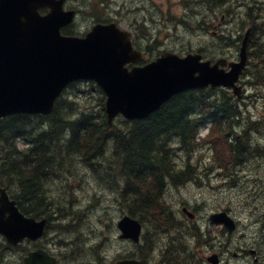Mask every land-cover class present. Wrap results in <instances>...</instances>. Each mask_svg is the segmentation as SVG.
Here are the masks:
<instances>
[{
	"label": "trees",
	"instance_id": "1",
	"mask_svg": "<svg viewBox=\"0 0 264 264\" xmlns=\"http://www.w3.org/2000/svg\"><path fill=\"white\" fill-rule=\"evenodd\" d=\"M193 1L196 7L200 6L202 9L192 15L187 14L191 20L187 16L180 20L189 27H196L217 37L219 27L215 24L216 20H207L202 10L218 9L220 12L224 11L226 16L237 18L233 10L241 0ZM251 2L254 4L242 2L248 10L247 17L241 16V29L246 27L245 21L249 19L250 46L259 47V51L255 52L258 55L257 62H249L257 72L255 85L264 82V16L261 12L264 0ZM101 3L105 4V1ZM187 6L192 8L190 4ZM103 7L105 11L109 8ZM94 17L98 18L96 22L112 19V16ZM241 29L233 36L230 32L222 33L218 35L219 40L224 43L230 41L232 46L240 47L244 36H238ZM135 41L137 47L141 48L136 38ZM156 46L157 42L154 44ZM144 49L151 56L152 50L149 47ZM198 50L202 52L201 49ZM159 55L160 53L157 54ZM151 57L154 58L155 55ZM259 66L263 68L261 72ZM248 69L246 68L244 75L248 73ZM94 87L99 91L98 104L88 108L79 100L84 99V94L91 96ZM70 88L73 93L67 91L69 98L64 95L60 97L54 111L48 115L17 113L0 119V185L8 190L11 198L16 200L20 210L26 215L48 219L45 236L38 242L13 246L0 238V246L3 244L4 250L9 249V253H12L4 261L14 259L13 254L17 249H20L22 256L21 264H24L23 257L33 248L44 247L55 254L46 244L50 241L54 243L58 237L49 234L55 228L56 218L59 220V230L64 229L61 231L70 236L69 240L54 244L63 248V252L68 251V256L75 264H102L101 259L107 258L106 254L105 257H95L97 249L104 246V241H98L97 236L93 240L94 232L90 230L91 227H79L81 210L57 204L55 206V191H52L51 185L55 182V176H58L57 168L66 161L68 164L80 162L99 171L105 168L106 181L114 184V191L120 198L119 205L144 225L150 221L156 228L155 234L158 230H162V236L181 230L190 234L185 243H179L180 249L172 246L174 238H171L157 264H190L192 259L195 261V257L190 259L191 254L187 249L190 240L198 243L203 239L204 246L216 244V237L205 227L201 231L195 226L194 234H191L190 228L180 226L181 221L165 200V193L171 184H185L197 178L189 163H178V153L182 151V155L189 154L201 145L200 128L208 122H211L212 129L214 127L213 134L220 130L218 134L226 138L228 163L233 167L246 161L250 154L253 156L252 149L255 152L261 150L252 146L255 141L252 137L254 130L251 131V126L240 121L244 112L238 97L231 90L221 87L190 89L173 96L145 118L128 120L119 116L117 122L116 118L110 124L105 110V94L93 81L75 82ZM97 105L100 107L95 109ZM260 155H264V152ZM114 170L117 171L113 173ZM68 178L72 179L73 175ZM67 215L72 218H67ZM222 234L227 235L225 228L222 229ZM89 237H92L91 241H87L90 240ZM152 238L144 233L142 244L135 245L138 251L141 249L140 252L132 250L126 257L142 260L153 257L152 252L157 246L153 242L158 238L156 235ZM223 243H226L225 240L220 241V245ZM85 245H92L90 253L95 257L92 256L93 259L88 262H85L86 254H78L76 251ZM182 254L185 257L182 258Z\"/></svg>",
	"mask_w": 264,
	"mask_h": 264
},
{
	"label": "rangeland",
	"instance_id": "2",
	"mask_svg": "<svg viewBox=\"0 0 264 264\" xmlns=\"http://www.w3.org/2000/svg\"><path fill=\"white\" fill-rule=\"evenodd\" d=\"M103 1L105 4L101 3ZM246 1L254 4L251 0H241L240 3H237L233 10L237 18L226 16L224 11L220 12L218 9L215 11L202 10L207 20H216L215 24L219 27L217 37H213L196 27H189L180 20L185 19L187 14L192 15L202 9L200 6L196 7L193 0H71L72 4L80 9L74 24L75 30L86 32L98 19L94 15L112 16L123 28L133 33L140 46L149 47V50H152L151 56L155 55L156 57L158 53L161 54L165 51L184 55L188 52H200L198 49H201L204 57L213 61L221 57H226L229 60L238 58V45L232 46L230 41L221 42L218 35L230 32V35L233 36L236 31L241 29V16H246L248 10L242 2ZM185 2L192 5V8L188 7ZM103 6L109 8H106L105 11L102 9ZM262 6L261 12L264 16V2ZM187 19L191 20L188 16ZM248 24L249 19L245 21L246 27L239 31L238 36L245 34ZM156 42L157 46L154 47ZM248 50L249 60L256 63L258 55L255 52L259 51V47L249 46ZM151 56L149 55V58H152ZM249 62L248 73L242 76L240 82L243 85V94L238 98V102L244 112L240 121L251 126V131L254 130L252 137L255 141L252 146L261 150L255 152L252 149L253 156L250 154L246 161L233 167L231 163H228L226 138L218 134L220 130L217 133L214 131L215 134H218L214 137V127L212 129L211 122H208L200 128V137L203 135L201 145L189 154L182 155V151L178 153L180 155L177 159L178 163H189L197 178L185 184H171L165 193V200L181 221L180 226L190 228L191 234H194L195 226L199 230L201 227H205L213 237H216L214 245L206 244L204 246L203 239H200L198 243L189 241L190 245L187 247L191 254L189 257L191 259L198 256L201 258L200 264H211L207 261V257L214 253L219 255L221 261H224L223 264H249L245 256L240 254L246 255L244 250L248 249L250 244H258L264 250V229L261 220V215L264 214V155H260L264 152V82L254 85L257 72ZM259 68L261 72L263 68L261 66ZM69 91L71 94L73 93L72 88ZM69 95L66 92L64 96L69 98ZM98 96L99 91L94 87L91 96L84 94V99L79 101L82 105L91 108L92 105L98 104ZM99 107L97 105L95 109ZM253 123H255L254 126ZM67 162L57 168L58 176H55V182L51 185L52 191H55V206L57 204L73 210L80 209L79 227H91L90 230L94 232L93 240L96 238L94 236H97L98 241H104L103 247H95L98 248V254L95 257H105L106 254L107 258H103L105 264H115L118 259L128 255L130 251L138 249L131 241L119 239L120 232L117 222L123 215L128 214L127 210L119 205L121 204L120 198L114 191V184L106 181L105 168L99 171L80 162L74 161L70 164ZM116 171L114 170L113 173ZM72 175L73 178L69 179L68 176L72 177ZM98 176L102 177L98 178ZM184 206H188L197 214L195 222L190 221L188 216L182 212ZM222 210L229 211L237 220L238 230L233 235H229L225 231V235H227L224 236L222 226L209 222L210 213ZM67 216V218H72L71 215ZM58 221L56 218L55 228L49 233L58 236L54 243L69 240L70 236L64 233L65 231H61L64 229L59 230ZM155 230L156 228L150 221L145 222L144 233H147L149 238L156 235L158 240H154L153 243H157L155 249L160 252L158 254L154 250L153 257L149 256L145 259L146 264L160 261L159 259L163 257L166 245L171 238H174L172 246L180 249L181 244L179 243L182 241L185 243L186 237L190 236L184 230L171 231V234L166 236H162V230H158L155 234ZM49 234L48 236H50ZM79 237L81 236L79 235ZM92 237H89L90 240L87 241H91ZM221 240H225L226 243L220 245ZM54 243L50 241L46 246L55 251L60 260L59 264H75V261L68 256V251L63 252V248ZM91 248H93L92 245H85L76 251L78 254H86L85 262H88L95 258L90 253ZM140 250H137V253ZM9 252V249L4 250L3 244L0 246V253H3L0 264L2 262L21 264L20 249L14 252V259L4 261L9 254H12ZM157 254L158 258H156ZM183 254L182 257H185ZM103 259H101L102 264ZM191 263L195 264L194 261Z\"/></svg>",
	"mask_w": 264,
	"mask_h": 264
},
{
	"label": "water",
	"instance_id": "3",
	"mask_svg": "<svg viewBox=\"0 0 264 264\" xmlns=\"http://www.w3.org/2000/svg\"><path fill=\"white\" fill-rule=\"evenodd\" d=\"M49 8L43 15L40 9ZM75 9H64V0H0V119L17 113L50 114L64 89L80 80H94L106 94L108 121L145 118L173 96L184 91L212 87L233 89L248 62L250 30L242 41L239 59H218L212 63L199 53L180 56L166 52L141 66L127 64L145 59L135 49L131 32L116 21L98 22L83 37L64 35L62 28L74 21ZM228 67V69H227ZM183 211L191 218L194 213ZM209 219L223 224L232 233L235 220L226 212L212 213ZM47 218L23 213L7 189L0 186V235L13 244L37 241L47 230ZM121 239L139 243L142 222L123 215L117 222ZM219 264L218 254L208 257ZM25 264H56L57 258L44 248L30 251ZM116 264H141L135 258Z\"/></svg>",
	"mask_w": 264,
	"mask_h": 264
},
{
	"label": "flooded vegetation",
	"instance_id": "4",
	"mask_svg": "<svg viewBox=\"0 0 264 264\" xmlns=\"http://www.w3.org/2000/svg\"><path fill=\"white\" fill-rule=\"evenodd\" d=\"M65 8L66 9H70V8H76L74 6V4H72L71 0H65ZM49 10L48 9H41V13L42 14H46ZM64 31V30H63ZM66 32V31H65ZM68 34L71 35H84L85 33L83 32H67ZM73 33V34H72ZM2 238V237H0ZM250 247L246 250H244V252L246 253V255H244L243 253L240 254L242 256H245V259L247 261V263L249 262V264H264V250L263 248L258 245V244H250Z\"/></svg>",
	"mask_w": 264,
	"mask_h": 264
},
{
	"label": "bare ground",
	"instance_id": "5",
	"mask_svg": "<svg viewBox=\"0 0 264 264\" xmlns=\"http://www.w3.org/2000/svg\"><path fill=\"white\" fill-rule=\"evenodd\" d=\"M96 166V165H95ZM213 213V212H212ZM211 214V213H210ZM124 240H126V239H124ZM160 262V261H159Z\"/></svg>",
	"mask_w": 264,
	"mask_h": 264
}]
</instances>
